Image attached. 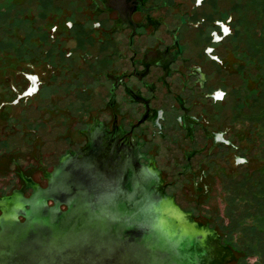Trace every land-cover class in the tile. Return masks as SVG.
I'll list each match as a JSON object with an SVG mask.
<instances>
[{
    "label": "rangeland",
    "instance_id": "obj_1",
    "mask_svg": "<svg viewBox=\"0 0 264 264\" xmlns=\"http://www.w3.org/2000/svg\"><path fill=\"white\" fill-rule=\"evenodd\" d=\"M84 1L0 0V197L15 190L29 197L32 188L26 178L45 187V176L58 155L69 143L75 146L83 141L80 89L83 71L89 78L95 73L88 63L98 47V34H93L85 17L91 7L83 8ZM230 3L233 144L229 162L198 167L204 177L196 190L188 177L178 174L177 152L168 138H161L151 127L145 130L142 150L156 157L166 193L175 204L259 203L264 177V0ZM84 34L87 53H83ZM62 49L71 54H55ZM243 50L246 67L241 79ZM34 74L38 82H32ZM240 152L247 160H235Z\"/></svg>",
    "mask_w": 264,
    "mask_h": 264
},
{
    "label": "flooded vegetation",
    "instance_id": "obj_2",
    "mask_svg": "<svg viewBox=\"0 0 264 264\" xmlns=\"http://www.w3.org/2000/svg\"><path fill=\"white\" fill-rule=\"evenodd\" d=\"M86 5L91 7L85 17L93 34H98V47L88 63L95 73L89 78L83 71L80 89L83 141L75 146L69 143L58 155L45 176L46 185L63 161L87 149L96 137H104L137 149L139 163L158 174V195L171 197L156 157L142 150L145 130L151 127L174 146L178 174L199 190L197 183L204 175L198 167L216 161L226 165L231 159L230 0H85L83 8ZM87 38L84 34L83 53H87ZM67 52L71 54L65 49L55 54ZM245 53H240L241 79ZM33 81L38 82L35 74ZM235 160L242 162L247 156L236 153ZM25 183L32 185V193L39 186L28 179ZM262 188L259 203H264Z\"/></svg>",
    "mask_w": 264,
    "mask_h": 264
},
{
    "label": "water",
    "instance_id": "obj_3",
    "mask_svg": "<svg viewBox=\"0 0 264 264\" xmlns=\"http://www.w3.org/2000/svg\"><path fill=\"white\" fill-rule=\"evenodd\" d=\"M158 180L96 137L29 197H0V264H264V203L176 205Z\"/></svg>",
    "mask_w": 264,
    "mask_h": 264
},
{
    "label": "trees",
    "instance_id": "obj_4",
    "mask_svg": "<svg viewBox=\"0 0 264 264\" xmlns=\"http://www.w3.org/2000/svg\"><path fill=\"white\" fill-rule=\"evenodd\" d=\"M27 179V178H26ZM29 180V179H28ZM30 186H32V185H30ZM15 195H21V192L19 191L18 193L16 192V193H14ZM10 196H8V197H5V198H9ZM255 199L257 200V197L255 196ZM258 203V202H257Z\"/></svg>",
    "mask_w": 264,
    "mask_h": 264
}]
</instances>
